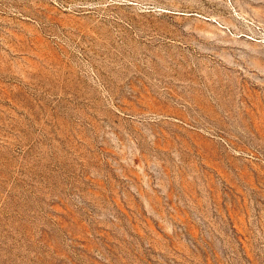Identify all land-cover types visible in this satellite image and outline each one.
I'll list each match as a JSON object with an SVG mask.
<instances>
[{
	"label": "rangeland",
	"instance_id": "rangeland-1",
	"mask_svg": "<svg viewBox=\"0 0 264 264\" xmlns=\"http://www.w3.org/2000/svg\"><path fill=\"white\" fill-rule=\"evenodd\" d=\"M0 264H264V0H0Z\"/></svg>",
	"mask_w": 264,
	"mask_h": 264
}]
</instances>
